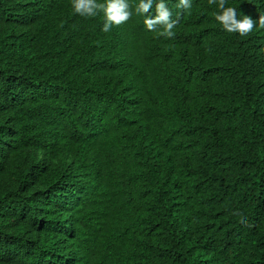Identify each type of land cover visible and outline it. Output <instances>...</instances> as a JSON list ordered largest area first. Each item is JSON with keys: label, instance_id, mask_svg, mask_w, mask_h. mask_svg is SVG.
<instances>
[{"label": "trees", "instance_id": "trees-1", "mask_svg": "<svg viewBox=\"0 0 264 264\" xmlns=\"http://www.w3.org/2000/svg\"><path fill=\"white\" fill-rule=\"evenodd\" d=\"M129 2L104 32L0 0V264H264V28L166 0V37Z\"/></svg>", "mask_w": 264, "mask_h": 264}, {"label": "clouds", "instance_id": "clouds-1", "mask_svg": "<svg viewBox=\"0 0 264 264\" xmlns=\"http://www.w3.org/2000/svg\"><path fill=\"white\" fill-rule=\"evenodd\" d=\"M155 4V15L150 13V9ZM193 0H178L177 8L190 13ZM226 0H219V9L216 21L222 29L228 33H238L245 36L254 30V27L264 28V17H259L258 24L249 15L238 18L237 9L226 7ZM72 8L75 13L84 17H95L103 13L104 23L102 31L108 32L113 26H119L132 17L133 10L129 0H72ZM135 13L144 17V26L148 31L162 29L161 34L166 37L175 35L173 29L177 21L173 19V11L166 3V0H139L135 6ZM147 14V15H145Z\"/></svg>", "mask_w": 264, "mask_h": 264}]
</instances>
